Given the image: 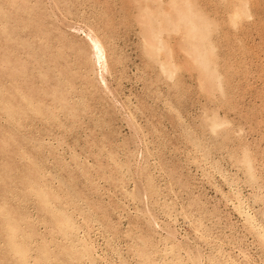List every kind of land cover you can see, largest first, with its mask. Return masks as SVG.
Wrapping results in <instances>:
<instances>
[{
  "label": "rangeland",
  "instance_id": "obj_1",
  "mask_svg": "<svg viewBox=\"0 0 264 264\" xmlns=\"http://www.w3.org/2000/svg\"><path fill=\"white\" fill-rule=\"evenodd\" d=\"M0 264H264V0H0Z\"/></svg>",
  "mask_w": 264,
  "mask_h": 264
},
{
  "label": "bare ground",
  "instance_id": "obj_2",
  "mask_svg": "<svg viewBox=\"0 0 264 264\" xmlns=\"http://www.w3.org/2000/svg\"><path fill=\"white\" fill-rule=\"evenodd\" d=\"M95 45H96V44H95ZM95 45H94V46H95ZM94 48H95V47H94ZM94 50H96V52H97V47H96V49H94ZM96 52H95V54H96ZM99 57H100V56H99ZM97 58H98V56H97ZM97 61H98V60H97Z\"/></svg>",
  "mask_w": 264,
  "mask_h": 264
}]
</instances>
